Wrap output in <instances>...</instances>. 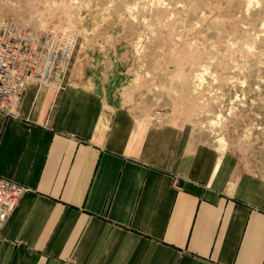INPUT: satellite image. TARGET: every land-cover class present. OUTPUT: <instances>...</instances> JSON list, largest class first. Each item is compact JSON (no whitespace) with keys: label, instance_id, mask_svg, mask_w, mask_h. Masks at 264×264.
<instances>
[{"label":"crops","instance_id":"crops-1","mask_svg":"<svg viewBox=\"0 0 264 264\" xmlns=\"http://www.w3.org/2000/svg\"><path fill=\"white\" fill-rule=\"evenodd\" d=\"M0 177V264H264V177L69 77L0 111Z\"/></svg>","mask_w":264,"mask_h":264},{"label":"rangeland","instance_id":"rangeland-1","mask_svg":"<svg viewBox=\"0 0 264 264\" xmlns=\"http://www.w3.org/2000/svg\"><path fill=\"white\" fill-rule=\"evenodd\" d=\"M65 36L72 78L191 126L264 177V0H0V27Z\"/></svg>","mask_w":264,"mask_h":264},{"label":"built area","instance_id":"built-area-1","mask_svg":"<svg viewBox=\"0 0 264 264\" xmlns=\"http://www.w3.org/2000/svg\"><path fill=\"white\" fill-rule=\"evenodd\" d=\"M71 41L17 24L0 27V111L11 115L26 87L50 82L68 58ZM27 188L0 177V231Z\"/></svg>","mask_w":264,"mask_h":264},{"label":"bare ground","instance_id":"bare-ground-1","mask_svg":"<svg viewBox=\"0 0 264 264\" xmlns=\"http://www.w3.org/2000/svg\"><path fill=\"white\" fill-rule=\"evenodd\" d=\"M33 84V83H32ZM30 85V84H29ZM26 90V89H25Z\"/></svg>","mask_w":264,"mask_h":264}]
</instances>
